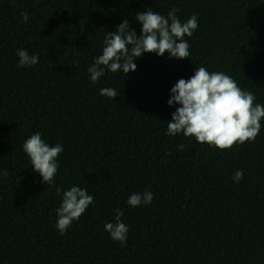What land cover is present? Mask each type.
I'll return each mask as SVG.
<instances>
[{
	"label": "trees",
	"instance_id": "trees-1",
	"mask_svg": "<svg viewBox=\"0 0 264 264\" xmlns=\"http://www.w3.org/2000/svg\"><path fill=\"white\" fill-rule=\"evenodd\" d=\"M172 8L182 23L197 14L189 58L144 53L127 76L91 83L108 31L128 20L139 36L137 13ZM18 49L39 63L18 68ZM201 66L264 105V0H0V264H264V120L224 151L166 135L171 88ZM35 132L63 146L52 184L23 151ZM72 186L94 202L61 235L55 210ZM144 191L151 204H127ZM117 209L126 246L104 229Z\"/></svg>",
	"mask_w": 264,
	"mask_h": 264
},
{
	"label": "clouds",
	"instance_id": "clouds-1",
	"mask_svg": "<svg viewBox=\"0 0 264 264\" xmlns=\"http://www.w3.org/2000/svg\"><path fill=\"white\" fill-rule=\"evenodd\" d=\"M172 8L167 16L151 10H145L135 15V20L142 25L141 34L130 29L128 20L119 24L115 31H108L104 40L102 54L94 58V63L88 68L90 81L96 84L106 70L112 73L135 71L136 58L144 53H155L163 57L167 52L169 58L182 60L189 58V43L185 36L191 37L199 27L197 14H193L186 22H181ZM26 22L28 14L21 13ZM131 46V47H129ZM17 67H31L39 63L37 55H29L27 49H18ZM101 96L112 100L120 94L111 87L100 89ZM253 92L242 90L237 82L224 72H209L205 67L195 68L194 74L188 79H179L171 88L169 106L178 104L171 120L167 121L168 136L183 134L187 138H195L199 144H207L213 149L229 150L237 144L251 143L259 135L264 120V105L255 103ZM183 150L184 145H178ZM23 151L30 159L35 173L42 177V182L52 184L57 174L58 156L63 152V146L57 143L50 146L41 137L40 132L33 133L23 143ZM170 154V153H169ZM7 176L8 172H3ZM242 170L233 173L232 179L239 183L243 178ZM62 190L57 189V194ZM154 196L150 191L134 193L127 204L136 208L149 205ZM94 202V197L88 190L72 186L63 191L62 203L55 210L57 214L56 229L61 235L78 220ZM123 209H117L114 222L104 225L113 241L126 246L129 227L122 222Z\"/></svg>",
	"mask_w": 264,
	"mask_h": 264
}]
</instances>
